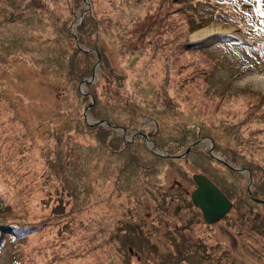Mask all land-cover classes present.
<instances>
[{"label":"rangeland","instance_id":"1","mask_svg":"<svg viewBox=\"0 0 264 264\" xmlns=\"http://www.w3.org/2000/svg\"><path fill=\"white\" fill-rule=\"evenodd\" d=\"M139 1L143 6L134 7L131 12L126 4L124 7L121 5L127 10L126 14L120 15L115 11L113 15L111 12L113 21L120 25L101 28L102 32L99 28L97 41L105 61L100 68L96 62L91 76L83 78L76 86L67 76V69L59 65L52 54L50 58L43 48L53 45L56 49L71 43L78 44L75 28L89 12L88 0L83 1L75 14L63 8L60 1H56L53 8L48 6L52 14L59 20L61 18L62 25L65 23L64 32L57 38L53 39L54 31L50 33L52 24L45 25L46 29L33 31L39 37H35L33 45L26 48L24 44L17 43L21 38H13L9 33L15 32L11 27L2 31L7 29L5 34L0 35V125L4 124L2 117L11 112L10 120L16 126L7 129L13 131L24 126L21 129L25 133L29 131L37 136L34 141L37 148L33 153L42 149L37 157L29 152L32 151L30 146L25 149V155L20 152L22 159L18 167L22 169L23 176L17 175L10 189H7L9 186L5 181L0 180V231L7 229L5 241L0 246V264H33L30 263L32 259L17 248L18 238L9 233L15 226L6 222L7 215L16 223H45L38 232H34L35 237H29V243L27 240L24 242L27 248L32 239L31 245L42 250L37 249L35 264H214L220 255L227 264H264V235L259 237L256 231L249 229L253 211L259 215L255 218L256 224L260 222L259 217L264 218V204L247 200L248 172L252 177L249 167H252L253 177L258 181V188L250 185L251 196H258L252 193L253 189L264 192V111L259 112L257 108L260 116L256 118L261 122L260 125L255 124L258 132L254 130L250 133L251 129H255L252 125L250 128L245 124L239 130L236 128L242 116L240 111L246 108L245 102L253 104V96L243 92H258L264 97V82L260 79L264 74V0H232L231 4L222 0L195 1L197 5L190 9L196 14L195 23H200V26L185 31V37L186 44L207 50L215 61L205 81L187 80L181 70L169 73L167 69L171 65L169 59L173 48L165 58L161 54L151 57L150 51V55L146 51L144 54L126 53L128 41H123L122 37L124 33L128 35L133 16H136V21L143 20L146 15L144 8L157 7L161 0ZM240 3H243L242 12L237 11ZM226 8L231 15L224 12ZM10 11L13 10L8 4L0 0V18H7ZM47 15L50 17L49 11ZM206 28H214V33L207 39H193V34ZM12 41L16 42L11 44ZM9 49L11 52L16 50L14 54L21 55L20 58L15 59L14 54L12 59L5 56ZM37 52H40L39 55ZM165 80L169 85L163 93L158 84H164ZM90 84L97 94L108 99L112 108H116L115 104L126 105L127 108L131 105L135 111L144 112L137 120L139 125L135 132L128 133L121 126L110 124L113 128L106 124V120L104 122L88 114L94 102L91 88L85 87ZM77 93L87 96L85 104ZM168 99L173 105L169 111ZM153 105L157 106L156 111L151 109ZM3 107L5 110H1ZM87 124L112 129L124 142H131L139 136L149 152L183 155L188 147L198 152L191 153L189 149L184 157H173L172 161H162L159 166L149 168L146 164L147 167L141 166L137 174L127 176L126 165L122 163L124 158L119 153L113 155L99 149L102 153L96 156L93 143L88 139L93 136L88 132ZM183 131L188 133L187 143L180 148L176 138ZM159 132L163 136L160 143L164 148H175L177 153L166 154L162 148L155 146L152 136ZM22 141L25 143L26 139ZM26 144L32 143L27 140ZM57 148L64 151L56 157ZM72 149H78L80 155L76 169H71L77 171L81 180L78 185L82 190L79 203L73 201L71 193L66 195L67 190L57 178L56 170L49 167L55 158L60 157L69 167L65 153L73 155ZM210 152L239 175L227 171L215 158L212 160ZM258 167L262 168L261 172ZM147 171L153 177L138 182L142 176L139 173ZM196 173L209 177L223 191L225 187L236 201L227 218L207 225L199 219L189 238L186 241L182 239L186 237L183 231L180 241L167 230L180 218L167 214L164 208L168 201L180 198L179 194L185 193L186 198H190V192L196 187L191 182V176ZM146 181L151 184H146ZM151 186L159 188L156 195L164 197L165 205L161 198L149 197L148 188ZM239 206L244 210L243 215ZM20 208L22 210L17 211ZM185 218H189L188 212ZM251 224L255 227V223ZM39 235L41 239H38ZM44 236L50 243L37 244ZM69 242L77 244L79 249H70ZM193 242L201 245L206 256L193 249Z\"/></svg>","mask_w":264,"mask_h":264},{"label":"trees","instance_id":"2","mask_svg":"<svg viewBox=\"0 0 264 264\" xmlns=\"http://www.w3.org/2000/svg\"><path fill=\"white\" fill-rule=\"evenodd\" d=\"M4 1L13 11H10L7 18H0V35L5 34L7 32V29L6 32H2V31L4 30V28L9 26L11 27V29L15 30V32L9 31V33H12V37L21 38L22 41L20 40L17 43L21 45L24 44V46L27 48V46L31 47L33 45L32 42L35 37L36 38L39 37L37 32H33V31H36V29L39 30L40 28L46 29L47 26L45 25L52 24V29L50 33H53L54 31L55 35L53 34L54 35L53 39L55 38V36L57 38V36L61 35L64 32L62 30L65 27V23H63L64 25L63 26L62 22H60L61 18L59 20L57 16L54 13L52 14L51 10H49L50 9L49 7L52 6L53 8V5L56 1H60V3L63 4L62 5L63 8L68 9L70 14H75L76 10L80 8L84 0H4ZM195 1L196 0H168V3H166L165 5L164 3L166 2V0H161L158 3L157 7H155L154 5H152L153 7L146 6L144 8L146 9L145 10L146 15H144L143 20L136 21V16H133L131 29L127 32L128 35L124 33V37L126 38L122 37L123 41H128V44L126 45L127 47H125L126 53L128 52L130 55H134L135 53L139 54L140 52L143 53L146 51L147 54L150 55L149 54L150 51L151 57H155L161 54L162 57L165 58L170 48H173V55L169 59L171 65L167 69L169 73L171 70H181L185 73L187 80L192 81V79L193 80L195 79V80L205 81V79H207V77L210 75L211 73L210 69L213 68L215 61L209 56L207 50L203 48L201 49L192 44H186L187 39L185 37L186 34L185 31H187L188 29H193L195 26L196 27L200 26L199 25L200 23H195L194 17L196 16V14L192 12L190 9L197 5V2ZM222 1H229L230 4L232 3V0H222ZM88 4H89V12H87L86 16L84 15L82 17L81 23L78 24L75 28L77 35V42H78L77 45L71 43L70 45H66L64 48L60 46L59 48L56 47V49H54L53 45L44 46L43 48V50L50 55V58L52 54L53 59L56 60V62L59 65L67 69V76H69V79L73 81L74 86H76L83 78H88L91 76L90 74L92 73V69L94 68L96 62L99 63L98 67L100 68L102 65L101 63L105 61L104 53L101 51V48L97 40L99 37V30L101 28L109 29L112 26L120 25L119 22L117 23L115 20L113 21L114 12L117 11L118 14L120 15L126 14L127 10L125 8H122L124 7L125 4H126L125 7L128 9L129 12H131L132 9H135L134 7L139 8L143 6L141 5V2L139 0H88ZM117 5L120 6V8H118ZM228 10L229 8H226V11L224 10V12H227V14L231 15L230 10L229 11ZM47 11L50 12L51 14L50 17L47 15ZM140 11H144V10L140 8ZM111 12L113 13V15L111 14ZM122 25H124V23H122ZM24 36L27 38L25 39ZM58 41L60 42L62 41V39H58ZM14 42L16 41H12L11 44H13ZM54 43L57 42L54 41ZM68 47H71V49H69ZM21 48H23V46ZM38 49H40L39 50L40 52L43 51L41 50V48ZM14 51L16 50H13V52H11L10 49L6 50V54L4 55L9 57V59H12L13 56H15V59L20 58L21 55L14 54L15 53ZM9 53L11 54L9 55ZM12 54L14 55L12 56ZM168 80L167 81L165 80L164 84H160V83L158 84V86L162 89L163 93L166 91L165 89L169 85ZM85 87H88L89 89L91 88L90 94L92 95V98H94V102L92 103L91 107H89V111H88V114L91 117H94L95 119H99V120H106L109 124L119 125L128 133L136 131L137 126L139 125V122H137V120L140 119L141 116H143L144 112H140L138 110L135 111L134 108L130 107L131 105H129V107L127 108L125 107L126 105L115 104L116 108L114 107L112 108V106H110L109 103L107 102L108 99H105L104 97H101L99 94H97L91 84L85 85ZM243 94L246 95L250 94L251 96H253L251 98L253 104L251 103L249 104L245 102L244 106L246 108H244L242 112L239 110L240 113H242V116L236 124V128L238 130L239 128L241 129L242 127H245V125L248 126L249 128L251 127V125L252 126H255V124L260 125L261 122L260 120H258L259 118L256 117L260 116L258 111L259 112H262V110L264 111V97L262 96V94L251 91H244ZM79 95H80L79 97L80 101H82L83 104H85L88 99L87 96L82 95L80 93L78 94V96ZM143 98L146 97L144 96ZM6 99L9 100L8 98ZM169 100L170 99L167 100L168 111L173 107L172 103ZM141 102H145V101L142 100ZM149 103L151 102L149 101ZM141 104L143 105L144 103ZM146 104L148 103L146 102ZM156 107H157L156 105H153V108L151 109L153 111H156L157 110ZM1 110H5L4 107L1 108ZM152 110H148V111L152 112ZM129 114L131 115V117H128ZM11 115L12 113L9 111L5 116L3 115L4 117H2V120L4 118L3 121L6 126H3L4 124L0 125L1 127L0 128V180L6 182V185L9 186L7 189H10V186H12L13 184L12 182L14 181L13 179H15V177H18L17 175H19L20 177L23 176V173L21 172L22 169L18 167L21 165V159H22V156H20L21 155L20 152L22 151L23 152L22 154L25 155L24 152L25 149L30 146L32 151L29 152H31V154L36 155L37 157L38 154L40 156L41 153L40 150L42 149V147L39 149V153L36 154L33 153V151H35L37 148L34 142L37 140L36 139L37 136L33 135L29 131L25 133V130L23 131L21 129L24 126L21 128L19 127V129L17 127L14 128L16 131L14 129L13 131H10V129L13 126H16L14 125V121L10 120ZM2 120H1V124L3 123ZM257 127L258 126H255V129L253 130L251 129L250 133L254 132V130L255 133L258 132L257 131L258 129H256ZM87 130L93 136L91 138L88 137V139L93 143L92 149L93 151H95L96 156L97 157L100 156L102 153L100 151L103 150L104 152L108 151L109 154L112 153L113 155L119 153L120 156L124 158V160H122V163L126 165L124 169L126 171L125 173L127 176H131V174L133 175L134 173L138 172L141 166L147 167L146 164H148L147 168H149L150 166H159L162 161L167 163L173 160V158L161 157L146 150V148L143 145L142 138L139 136L131 142L130 141L124 142L123 138L120 137L118 134L113 133L112 129L101 127L98 124L93 126L87 124ZM141 132L145 133L146 130H141ZM159 133H154L152 136V140L155 141V146L160 149L162 148V150L166 154L177 153L178 151L175 148L168 150L164 148V146L160 143L163 140L162 139L163 136L161 135V133L160 134ZM82 135L85 136V134ZM187 136L188 133L183 131L181 135L178 138H176L180 140V141L177 140L178 147L181 148L187 143V139H186ZM23 138H25L26 141L28 140L29 143L32 144L31 145L26 144V141L24 143L22 141ZM58 142L60 143V141ZM75 150L77 151V155H75ZM190 150L191 153L198 152L196 149H190ZM62 151H64L62 148L59 149L57 148L54 155L57 157V155H59ZM72 151H73V155L70 154V152L65 153V155H67L68 158L66 162L68 163L69 167L65 166V163L61 159L62 157H60L59 159L55 158L54 163L51 162L49 167H51L54 171L56 170V173L58 175L57 178L59 179V181L62 182L63 188L67 190L66 195L68 196L71 193V196H73L72 198L74 199L73 201L75 200L78 201L79 199H81L82 196V190L78 187V185L81 184V180L80 178L77 177L78 176L77 171L76 170L71 171V169H76L77 160L79 159L80 155L78 153V149H72ZM207 157L209 158L210 156L207 155ZM211 159L214 160L213 158ZM215 161L219 162V164L223 166L227 171L231 173L235 172L236 174L239 175L237 171L228 169L221 161H217V160ZM249 169L251 170V175H252L251 177L252 187L255 186L256 188H258L256 186V183L258 181L257 178L253 177L252 167H249ZM257 169L260 172L262 170L261 167H258ZM262 171L264 172V170ZM148 172L149 171L145 173L140 172L139 174H142V176L141 178H139L138 182L142 181L143 179H147L148 177L150 178L153 177V175L149 174ZM68 176L70 177L68 178ZM71 178L72 180H70ZM191 180H192V176H191ZM191 182H193V180ZM147 183L149 182L146 181V184ZM158 189L159 188H155V186L149 187L148 188L149 191L148 194L150 195L149 197L153 199L155 198L154 196L161 198L162 201L161 199L159 200L162 202V204H164L163 203L164 197H159L158 195H156L157 193L156 191H158ZM221 191L232 202V205L234 207L236 201L235 198L232 196L230 197L229 191L225 187H224V191L223 190ZM252 193L258 195L257 196L258 198L257 197L256 198L259 200H256L255 196L254 197L252 196V198H255V200L251 199V197H249L248 195H247V200L259 204H264V200H260V199H264V192H260L258 189L257 190L253 189ZM179 196L180 198L173 199L172 201H168L167 205L164 204L165 205L164 209H166L167 214L176 215L178 218H180L179 221L173 223L175 224V226L172 224L169 227H167V230L171 233L172 236L174 235L176 238H179V240L181 235H183L182 232L184 231L186 237H182V239L186 241L187 238H189L190 232L196 226L199 219L202 220V224L205 225L207 224L205 223L203 217L201 216L200 209L193 207L191 203V197L187 199L185 193L179 194ZM241 207L242 206H239L238 209L242 211V215H243L244 210H242ZM75 208L78 209V207ZM247 208L249 211V206H247ZM10 210L12 211L11 208ZM20 210H22V208L17 209V211ZM130 212L134 213L135 215H139V213H136V211L130 210ZM187 212L189 213V218L186 219L185 214H187ZM248 214H250V212ZM252 214L254 216L251 219V223H255V227L252 226V224L250 223L249 229H253L254 231H256L260 237V234L264 235V218L259 217L258 221L260 222L256 224L255 218L259 215L256 211H253ZM7 216H8L7 218L8 221L6 222L10 223L12 227L15 226V229L14 230L11 229L9 233L15 239L18 238L19 243L17 248H19V250L23 254L29 256L30 259H32L30 263L35 264L34 257L38 258L36 251L39 250L41 252L42 250L38 248L37 250L36 247L31 245L32 239L30 240V246L27 248L24 242L27 240L29 243V237H33V236L35 237L36 234H34V232L36 231L38 232L42 224L40 222L35 224L31 221L28 222L27 224H22L18 222L16 223V221L10 219L9 215ZM227 217L228 216L226 214L224 216V219ZM183 218L184 220H182ZM155 221H157V219H155ZM44 224L42 226H45ZM237 229L238 227L236 228V230ZM167 230L165 231L166 233ZM6 232L7 229L5 231L2 230L0 231V246L5 241L4 235L6 234ZM124 235L127 234L124 233ZM38 239H41V236ZM197 242L192 243L195 246V248L193 249H197L198 252L204 253V256H206L205 251L202 250L201 245ZM49 243L50 241L48 240L47 236H44V239L42 238V240H38L37 242V244L39 245L49 244ZM74 244L73 242L71 243L69 242L70 249H72L73 251H77L79 249L78 248L79 246L77 244L76 245ZM102 245L103 244L99 245V248H101ZM181 252H184V250L183 251L181 250ZM215 262L216 263L214 264H227V262L222 261L221 255L217 257Z\"/></svg>","mask_w":264,"mask_h":264},{"label":"water","instance_id":"3","mask_svg":"<svg viewBox=\"0 0 264 264\" xmlns=\"http://www.w3.org/2000/svg\"><path fill=\"white\" fill-rule=\"evenodd\" d=\"M106 122L105 120H103ZM103 121H101L103 123ZM98 123V122H97ZM108 126H111L115 128L113 125H110L109 123L106 122ZM95 125V124H94ZM144 138H146L144 135L140 134ZM190 147L186 149L183 155H165L164 153L160 154L158 152H155L152 150V152L158 154L159 156H166L169 158L173 157H184L189 151ZM210 156L212 158H215L216 160H220L219 158L217 159L214 157L211 152ZM223 161V160H220ZM192 180L195 184V189L190 192V197H191V203L193 207L199 208L201 211V216L203 217L205 223L207 224H212L221 221L222 218L226 214H228L232 208V202L227 198L225 194L218 188L215 183H213L209 177H206L202 173H196L192 176ZM247 189L249 193V197L251 196L250 193V185H251V176L250 173L248 172L247 176Z\"/></svg>","mask_w":264,"mask_h":264},{"label":"bare ground","instance_id":"4","mask_svg":"<svg viewBox=\"0 0 264 264\" xmlns=\"http://www.w3.org/2000/svg\"><path fill=\"white\" fill-rule=\"evenodd\" d=\"M243 3H240L239 6L237 7V11L242 12L243 8H242ZM214 28L212 29H201L200 31H197L195 34L192 35L194 40H202V39H207V37L211 36L214 31ZM260 79L262 80V82H264V74L260 77Z\"/></svg>","mask_w":264,"mask_h":264}]
</instances>
